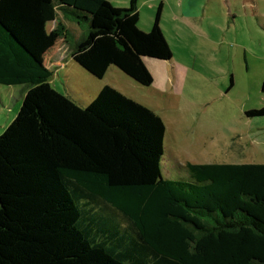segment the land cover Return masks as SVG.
<instances>
[{
    "label": "trees",
    "instance_id": "obj_1",
    "mask_svg": "<svg viewBox=\"0 0 264 264\" xmlns=\"http://www.w3.org/2000/svg\"><path fill=\"white\" fill-rule=\"evenodd\" d=\"M139 1L0 0V84L24 85L0 135V264H264V162H187L191 178L164 177L158 113L111 85L82 106L50 83L40 53L69 42L71 21L85 26L69 44L83 68L151 85L144 57L173 52L162 7L145 31Z\"/></svg>",
    "mask_w": 264,
    "mask_h": 264
},
{
    "label": "rangeland",
    "instance_id": "obj_2",
    "mask_svg": "<svg viewBox=\"0 0 264 264\" xmlns=\"http://www.w3.org/2000/svg\"><path fill=\"white\" fill-rule=\"evenodd\" d=\"M115 6L128 0H110ZM125 1V2H124ZM140 0L139 27L149 31L161 6V28L170 60L144 57L154 81L138 83L112 65L103 78L70 54L85 26L64 21L60 38L40 53L52 69L51 85L79 105L111 85L158 113L166 125L162 173L191 178L185 164L264 162V116L246 111L264 105V0ZM56 22H49L51 30ZM94 95V96H93ZM93 96V97H92ZM24 85L0 84V135L17 116Z\"/></svg>",
    "mask_w": 264,
    "mask_h": 264
},
{
    "label": "crops",
    "instance_id": "obj_3",
    "mask_svg": "<svg viewBox=\"0 0 264 264\" xmlns=\"http://www.w3.org/2000/svg\"><path fill=\"white\" fill-rule=\"evenodd\" d=\"M182 1H183V0H181V3H182ZM124 2H125V1H124ZM126 2H130V0H128V1H126ZM181 3H180V4H181ZM113 4H114V3H113ZM114 5H115V4H114ZM116 5L119 6V7H127V6H128V4H127V5H126V4H122V5H118V4H116ZM139 15H141V11H140V10H139ZM58 18L61 19V15H58ZM145 63H146V61H145ZM146 65H147V63H146ZM100 90H101V89H99L97 92H95L94 95L97 94ZM94 95H93V96H94ZM93 96H92V97H93Z\"/></svg>",
    "mask_w": 264,
    "mask_h": 264
}]
</instances>
